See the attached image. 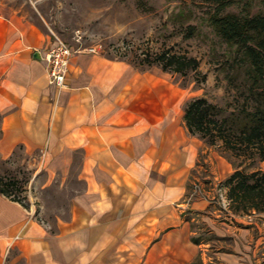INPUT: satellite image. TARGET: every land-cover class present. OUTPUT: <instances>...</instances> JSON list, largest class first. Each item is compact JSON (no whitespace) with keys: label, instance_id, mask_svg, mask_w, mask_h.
I'll list each match as a JSON object with an SVG mask.
<instances>
[{"label":"crops","instance_id":"1","mask_svg":"<svg viewBox=\"0 0 264 264\" xmlns=\"http://www.w3.org/2000/svg\"><path fill=\"white\" fill-rule=\"evenodd\" d=\"M53 45L20 17L0 12V154L21 147L77 152L85 196L51 231L0 195V264H182L205 245L193 230L199 217L219 238L234 232L207 216L208 199L192 198L205 151L185 120L160 111L152 86L144 98L120 63L90 52L73 55L67 87L58 91L45 60ZM245 230L248 248L264 239ZM235 253L220 254L231 263Z\"/></svg>","mask_w":264,"mask_h":264},{"label":"rangeland","instance_id":"2","mask_svg":"<svg viewBox=\"0 0 264 264\" xmlns=\"http://www.w3.org/2000/svg\"><path fill=\"white\" fill-rule=\"evenodd\" d=\"M252 1V13H264V0ZM147 2L153 10L144 13L135 0H0V12L20 17L53 43L63 41L74 54L90 52L120 63V74L135 79L144 98H149L152 86L160 111L173 110L175 123L184 122L187 104L198 98L224 109L226 115L245 109L247 100L240 87L248 78L244 69L236 70L234 49L210 27L209 6L203 0ZM242 9L239 6L230 11L240 13ZM190 26L196 29L195 36L186 38ZM164 52L196 58L201 74L164 72L159 66L149 67L148 60L141 64L146 55L153 61L155 55ZM196 137L204 143L205 152L200 153L194 172L193 183L199 188L191 191L192 198L208 199L211 205L207 216L234 226L236 232L219 238L210 231L208 220L206 224L199 217L193 230L195 238L205 245L194 261L182 264H264V239L249 248L242 244L246 228L255 240L264 238V214H235L225 187L236 170L264 173V161L253 154L238 157L221 140L211 144ZM74 153L72 157L65 151L57 155L55 149L28 152L21 147L10 157L0 154V177L19 183L16 193L27 204L28 209L23 207L26 215L51 231L70 220L74 200L85 196L86 183L78 176L80 154ZM224 252H236L231 263L223 260L220 253ZM111 260L117 264V260ZM127 262L131 263L129 259Z\"/></svg>","mask_w":264,"mask_h":264},{"label":"trees","instance_id":"3","mask_svg":"<svg viewBox=\"0 0 264 264\" xmlns=\"http://www.w3.org/2000/svg\"><path fill=\"white\" fill-rule=\"evenodd\" d=\"M144 13L151 12L147 0H135ZM209 6L208 23L215 34L231 46L237 69H244L245 83L240 87L247 100L245 109L226 115V111L205 98L194 99L185 108L184 120L192 136H201L211 144L224 142L236 156L253 154L264 161V13H252V0H203ZM242 6L240 13L230 11ZM196 29L188 27L186 38H193ZM142 61L159 66L164 72L188 74L199 72L200 62L193 57L164 52L153 61L146 55ZM16 180L0 177V195L27 207L17 196ZM227 198L235 214H264V173L236 170L225 182ZM198 243L199 240H194Z\"/></svg>","mask_w":264,"mask_h":264},{"label":"built area","instance_id":"4","mask_svg":"<svg viewBox=\"0 0 264 264\" xmlns=\"http://www.w3.org/2000/svg\"><path fill=\"white\" fill-rule=\"evenodd\" d=\"M93 52L97 51L93 50ZM73 55L72 49L61 40H57L46 52L45 60L50 84L58 91H63L67 87ZM195 188L198 190L199 187L195 185Z\"/></svg>","mask_w":264,"mask_h":264}]
</instances>
